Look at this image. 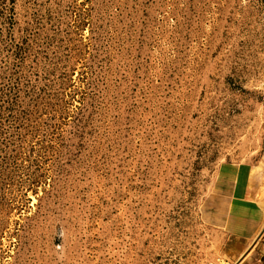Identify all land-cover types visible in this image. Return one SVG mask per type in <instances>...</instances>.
Here are the masks:
<instances>
[{"label": "rangeland", "instance_id": "rangeland-1", "mask_svg": "<svg viewBox=\"0 0 264 264\" xmlns=\"http://www.w3.org/2000/svg\"><path fill=\"white\" fill-rule=\"evenodd\" d=\"M0 264H264V0H0Z\"/></svg>", "mask_w": 264, "mask_h": 264}]
</instances>
